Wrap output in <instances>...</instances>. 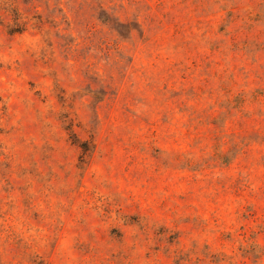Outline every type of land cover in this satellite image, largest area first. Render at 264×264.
Returning <instances> with one entry per match:
<instances>
[{
  "label": "rangeland",
  "instance_id": "obj_1",
  "mask_svg": "<svg viewBox=\"0 0 264 264\" xmlns=\"http://www.w3.org/2000/svg\"><path fill=\"white\" fill-rule=\"evenodd\" d=\"M0 264H264V0H0Z\"/></svg>",
  "mask_w": 264,
  "mask_h": 264
}]
</instances>
